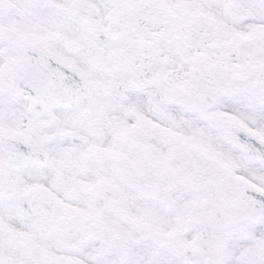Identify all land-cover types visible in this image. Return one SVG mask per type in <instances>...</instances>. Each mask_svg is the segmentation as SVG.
<instances>
[{"label":"snow or ice","instance_id":"snow-or-ice-1","mask_svg":"<svg viewBox=\"0 0 264 264\" xmlns=\"http://www.w3.org/2000/svg\"><path fill=\"white\" fill-rule=\"evenodd\" d=\"M0 264H264V0H0Z\"/></svg>","mask_w":264,"mask_h":264}]
</instances>
